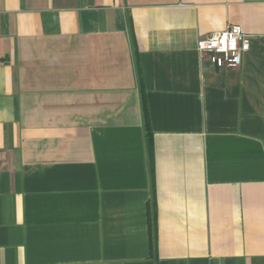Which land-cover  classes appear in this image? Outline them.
Listing matches in <instances>:
<instances>
[{
    "label": "crops",
    "instance_id": "obj_1",
    "mask_svg": "<svg viewBox=\"0 0 264 264\" xmlns=\"http://www.w3.org/2000/svg\"><path fill=\"white\" fill-rule=\"evenodd\" d=\"M0 264H264V0H0Z\"/></svg>",
    "mask_w": 264,
    "mask_h": 264
},
{
    "label": "built area",
    "instance_id": "obj_2",
    "mask_svg": "<svg viewBox=\"0 0 264 264\" xmlns=\"http://www.w3.org/2000/svg\"><path fill=\"white\" fill-rule=\"evenodd\" d=\"M250 41L237 25H227L221 32L202 39L197 44L200 56L207 54L210 62L218 68H238Z\"/></svg>",
    "mask_w": 264,
    "mask_h": 264
},
{
    "label": "trees",
    "instance_id": "obj_3",
    "mask_svg": "<svg viewBox=\"0 0 264 264\" xmlns=\"http://www.w3.org/2000/svg\"><path fill=\"white\" fill-rule=\"evenodd\" d=\"M142 106H143L144 128L146 130V134H149L148 117L146 116L147 113L143 102H142Z\"/></svg>",
    "mask_w": 264,
    "mask_h": 264
}]
</instances>
